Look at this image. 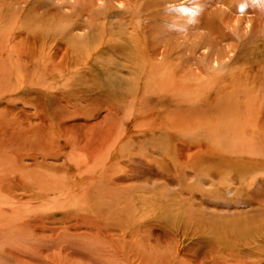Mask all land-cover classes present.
I'll use <instances>...</instances> for the list:
<instances>
[{"label":"rangeland","instance_id":"obj_1","mask_svg":"<svg viewBox=\"0 0 264 264\" xmlns=\"http://www.w3.org/2000/svg\"><path fill=\"white\" fill-rule=\"evenodd\" d=\"M261 23L264 0H0V264H264V163L240 170L201 131L229 117L199 111L235 80L264 122Z\"/></svg>","mask_w":264,"mask_h":264},{"label":"bare ground","instance_id":"obj_2","mask_svg":"<svg viewBox=\"0 0 264 264\" xmlns=\"http://www.w3.org/2000/svg\"><path fill=\"white\" fill-rule=\"evenodd\" d=\"M69 5V4H68ZM106 14V13H105ZM256 16V15H255ZM245 21V20H243ZM242 21V22H243ZM259 22V21H258ZM253 23V22H252ZM255 24V23H254ZM262 24V23H261ZM264 24V23H263ZM262 24V25H263ZM257 25V24H256ZM264 26V25H263ZM256 28V27H255ZM261 28V26H260ZM244 29V28H243ZM259 29V28H258ZM248 30V28H247ZM252 31V30H251ZM248 32V31H247ZM245 34V33H244ZM248 33H246L244 36H247ZM47 43V42H46ZM24 47V46H23ZM53 47V46H52ZM51 47V48H52ZM28 48V46H27ZM27 48L21 49L22 52H20V48H18L16 50L17 54L19 57H21L22 55H24L26 61L29 58H35V55H33V52H31L30 48L29 50H27ZM70 47H59V45H56V47L52 48V50L48 49L49 53L46 51V53H48V56L45 57L46 61V65L45 66V72L52 74L53 76H55V73L58 72L59 75L64 74L66 71L70 70L69 66L71 64V62L69 61L71 59V54L69 55L68 51H70L69 49ZM32 49V48H31ZM35 49V48H34ZM33 49V50H34ZM38 49V47H37ZM76 49V48H75ZM55 50V51H54ZM24 51V52H23ZM43 51V50H42ZM45 51V50H44ZM43 51V53H44ZM60 51H62V53H60ZM72 51V50H71ZM25 53V54H24ZM76 54V53H75ZM40 55V54H39ZM44 57V56H43ZM21 59V58H20ZM78 59V58H77ZM81 61L83 59H80ZM34 61V60H33ZM80 62V61H79ZM85 62V60H84ZM86 63V62H85ZM89 63V62H88ZM84 63H75V70L72 74V78L73 77H77L79 71H82V65ZM223 67V66H222ZM30 69V68H29ZM73 70V69H71ZM27 71V70H26ZM44 72V73H45ZM62 76V75H61ZM49 77V76H48ZM50 78V77H49ZM60 78V77H58ZM57 78V79H58ZM227 78V77H226ZM225 78V79H226ZM224 79V80H225ZM60 80V79H59ZM220 81V80H219ZM248 81V80H247ZM216 82V81H215ZM223 82V79L219 82L221 83ZM217 83V82H216ZM218 87H215L214 90L211 89H202V95L200 92V101L202 100V106L199 107L200 110L202 111V108H210L212 106L213 110H212V114L211 116L213 117L210 122H212L213 120L215 121L218 117V121L220 123L223 124V117L227 116L229 117L228 121H231L232 123V127L230 128V126L227 124L224 125V127L222 129L217 127V133L212 134V133H206L207 129L209 130V126H205L201 131H203L204 133L202 134L204 137H206L207 139H209L212 142V145H214L217 148H220L218 146V144H220V142H223V140H225V138H227L230 134L231 137H234V146H227L225 145L224 149L226 152V157H230L234 160L237 159L238 161V168L240 170H243L244 173H247L248 170L253 169L256 167H259V164H263L264 163V122L261 119V112L260 114L258 113L260 111V107L259 104L256 102H254V100L252 98L249 97V94L245 91L246 89H239L237 87V83L235 80H233V82L230 85H221V84H217ZM228 86H231V89H227ZM192 88V87H191ZM210 88V87H208ZM251 89V88H250ZM39 90V89H38ZM58 90V88H57ZM231 90V91H230ZM34 91V90H33ZM66 91V90H65ZM193 91V90H190ZM206 91V92H205ZM56 92V91H55ZM194 92V91H193ZM196 92V91H195ZM194 92V93H195ZM54 93V91H53ZM198 93V92H196ZM189 94V93H188ZM197 95V94H196ZM216 95V99L218 96H221V98L216 100V103L214 102H207L205 103L203 98L208 97V96H213ZM63 97V96H62ZM193 98V97H192ZM256 98V97H255ZM197 101V100H196ZM204 102V103H203ZM28 103V102H27ZM70 104V103H68ZM76 104V103H75ZM192 105V103L190 104ZM201 105V104H200ZM206 105V106H205ZM240 108H246V109H240ZM262 108V107H261ZM228 109H234L235 111V117H234V121L231 120V113ZM245 111V120L242 121L240 120V117L238 116V114L241 115V112ZM207 112V111H206ZM199 113V112H198ZM238 113V114H237ZM260 115V116H259ZM207 116V115H206ZM216 116V117H215ZM204 119V118H203ZM199 120V119H198ZM225 120V119H224ZM207 121V120H205ZM203 120V122H205ZM208 123V122H207ZM237 123V125H236ZM239 123V125H238ZM200 124V123H199ZM86 127L90 128V126ZM221 127V126H220ZM92 128V127H91ZM199 128V127H198ZM18 129V128H16ZM58 131V130H57ZM64 131V130H63ZM17 132V131H16ZM60 132V131H59ZM239 132L243 133L244 135H248L250 136L253 141H246V142H238L236 140L235 134H238ZM62 133V132H61ZM229 133V134H228ZM18 134V133H16ZM15 134V135H16ZM217 135V139H213L212 137ZM219 135V136H218ZM227 136V137H226ZM15 137V136H14ZM11 138V137H10ZM65 139V138H64ZM66 139H68L66 137ZM73 139V138H72ZM102 139V138H101ZM204 139V138H203ZM79 140V139H78ZM87 141V140H86ZM81 141H77V143H79ZM88 142V141H87ZM99 142V141H98ZM84 143L83 145L86 146V142H82ZM81 144L79 150L82 152V147L83 145ZM102 143V142H101ZM33 144V143H32ZM70 144H72V146H74L75 149H78L77 145L80 144H76V142L74 140H70ZM210 147V145H208ZM85 150V149H84ZM74 152V151H73ZM85 152V151H84ZM87 155V154H85ZM191 155L189 154L187 157V160H189V165H190V161H192L191 158H196L194 157V155L192 157H190ZM75 159V158H74ZM232 160V161H233ZM253 180V179H252ZM247 183V182H246ZM248 185V184H247ZM256 186V185H255ZM256 196V195H255ZM257 197V196H256ZM85 215V214H84ZM88 218V217H87ZM85 219V218H84ZM250 223V221H249ZM247 223V222H236L237 227L239 228V230L241 231H237V233L235 234L237 237H241L244 234H248V236L251 235L252 232V227L251 225ZM73 225V224H72ZM258 229V228H257ZM68 230H75V233H82L80 232V228H77L75 226H70L68 228ZM232 232V231H231ZM73 234L71 235L72 237H76L75 235H80V234ZM83 234L88 235V232L85 231ZM120 237V236H119ZM244 246V245H243ZM244 247H239L238 249H235V253L232 251L230 252L231 255H233L232 261L237 263V264H260V261L262 259H255L252 258V255H254L250 249H246V251H243ZM117 249V248H116ZM175 250L177 252H174L176 254L177 257H181L183 259V261L185 260L186 257V253L187 251L184 249H179ZM189 250V249H188ZM103 251V250H102ZM107 251V250H106ZM229 251V250H228ZM184 252V253H183ZM220 252V251H219ZM256 253V252H255ZM116 254V253H114ZM235 254V255H234ZM258 254V253H257ZM110 255V254H109ZM113 255V252L112 254ZM213 255V254H212ZM217 255V254H216ZM168 256V255H167ZM261 256V255H260ZM223 257V256H222ZM228 257V256H227ZM214 259V257H213ZM225 259V258H224ZM234 264V263H233Z\"/></svg>","mask_w":264,"mask_h":264}]
</instances>
